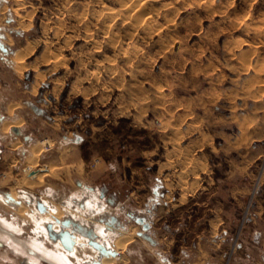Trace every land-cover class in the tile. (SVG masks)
Returning a JSON list of instances; mask_svg holds the SVG:
<instances>
[{
	"label": "rangeland",
	"instance_id": "1",
	"mask_svg": "<svg viewBox=\"0 0 264 264\" xmlns=\"http://www.w3.org/2000/svg\"><path fill=\"white\" fill-rule=\"evenodd\" d=\"M30 42L20 74L14 57ZM8 121L20 134L3 129ZM41 141L51 145L28 169ZM262 149L264 0H0V264L100 260L71 227L84 246L65 263L47 228L63 230L57 219L92 229L106 247L132 234L114 264L194 261L185 248L194 233L179 222H194L185 209L195 195L181 204L180 185L195 168L201 188L209 182L214 199L235 203L236 255L264 200V152L251 159ZM45 172L43 185L23 184ZM233 187L248 188L243 204ZM44 200L60 217L43 216Z\"/></svg>",
	"mask_w": 264,
	"mask_h": 264
},
{
	"label": "crops",
	"instance_id": "2",
	"mask_svg": "<svg viewBox=\"0 0 264 264\" xmlns=\"http://www.w3.org/2000/svg\"><path fill=\"white\" fill-rule=\"evenodd\" d=\"M255 120L257 125L249 127V123ZM259 122L257 118L250 119L246 127L249 131H253ZM254 141L262 140L263 138H254ZM256 145V144H254ZM264 150H257L251 155V159L255 160L263 155ZM197 163L188 162L186 167H195ZM198 168L191 170L190 175L193 176L191 183H182L180 185L181 204H187L188 197L195 195L196 201L185 209H191L187 220H194L193 223L186 222L182 224L186 235L194 236L185 241V248L188 246L195 250L196 259L194 261H186L183 264H264V200H260L255 207L250 218L248 225L243 229L240 234L241 244L237 254L233 253L231 242L235 235L236 226L239 224V215L236 212L235 203L231 200L214 199L216 191L209 184L201 186V176L203 173ZM187 173H183L180 177L184 180ZM210 180L209 177L203 178V181ZM248 188H235L231 189V197H239V204H243L242 196L248 193ZM194 194V195H193ZM241 196V197H240ZM169 199V198H168ZM166 198V201L168 200ZM168 204V203H166ZM151 207V206H150ZM145 220V219H144ZM138 224L148 225L138 222ZM82 225V224H81ZM83 226V225H82ZM85 227V226H84ZM149 227V225H148ZM87 228V227H86ZM89 229V228H87ZM191 242V243H190ZM183 251L185 260L192 257L188 252ZM227 258V259H226ZM229 259V260H228ZM161 264H176L170 259H162Z\"/></svg>",
	"mask_w": 264,
	"mask_h": 264
},
{
	"label": "bare ground",
	"instance_id": "3",
	"mask_svg": "<svg viewBox=\"0 0 264 264\" xmlns=\"http://www.w3.org/2000/svg\"><path fill=\"white\" fill-rule=\"evenodd\" d=\"M115 13V12H114ZM116 13H119V14H124V13H127V11H124L122 8H119L118 10H117V12ZM132 13V12H131ZM116 16V15H115ZM121 16V15H120ZM130 17H132V16H130ZM130 19V18H129ZM156 22V21H155ZM155 24V23H154ZM105 38V37H104ZM37 45L33 42V43H29V44H27L25 47H23L16 55H15V57H14V62H15V69L18 71V73H20V74H23V71H24V68L26 67L25 66V58L27 57V56H29L32 52H33V50H34V48L36 47ZM179 53H176V55H178ZM47 55V54H46ZM44 60V59H43ZM44 61H47V59L46 60H44ZM59 61V60H58ZM53 62H55V61H53ZM58 65V64H57ZM96 70V69H95ZM96 72V71H95ZM93 77V76H92ZM39 78H43V74L42 75H40L39 76ZM38 85H39V82H37L36 83V85H35V87H34V91H36L37 90V87H38ZM60 83H59V86H57V87H55V89H54V93L55 94H57L58 92H59V89H60ZM18 122V121H17ZM18 125H20V123L18 122V123H12L11 121H8V122H5L4 123V125H3V129L4 130H6V131H9L10 130V128L11 127H18ZM256 125V123L255 122H251V124L249 125L250 127H254ZM19 128V127H18ZM6 133V132H5ZM51 142L50 141H41V142H39V143H37V144H35L33 147H32V149H31V151H32V157L30 158V160H29V163H30V167L28 168V169H30L31 167H34L35 165H37L38 164V162H39V157H40V154H42V152L47 148V147H49L51 144H50ZM64 169V168H63ZM36 173V172H35ZM49 173H37V174H34V177H36L37 179H38V181L36 180V181H33V180H25L24 182H23V184L26 186H28V187H33V186H38V185H43L42 184V182H43V178L45 177V176H47ZM50 175V174H49ZM10 197H11V199L8 197V202L10 203V204H17L18 203V200H17V198H16V196H17V194L15 193V190H12V192H11V194L9 195ZM10 200H12V202H10ZM38 202H42V203H44L45 204V206H46V212H45V214H43V216H53L54 218H57V216H59V215H53V213L51 212L52 210V208H51V206H49L48 204H47V201H38ZM20 203H21V201H20ZM19 204V203H18ZM17 204V205H18ZM12 205H10V206H12ZM51 211H50V210ZM19 212H21V213H26L27 212V207L24 205V204H20V207H18V209H17ZM59 210V209H58ZM57 210V211H58ZM34 211V210H33ZM56 211V212H57ZM42 213V212H41ZM61 215H62V213H61ZM52 217V218H53ZM60 217V216H59ZM48 218V217H47ZM75 238H76V245L74 246V248L72 249V250H67L66 248H64V246L63 245H61L60 246V248H61V250H62V252H59L58 253V255H60V258H62V256L65 258H62L63 259V261L65 262V263H68V261H69V259H68V256L69 255H75V253H77V248H78V246H77V243H78V245H82V246H84V244H83V242H81L82 241V239H78L76 236H75ZM132 239H133V235L132 234H130V235H124V236H121V237H118L117 239H115L114 240V243L112 244V245H107L108 246V248H110V249H113V250H115L117 253H118V255L117 256H104V255H102V256H99L100 257V260H98V261H100L102 264H114L117 260H119V259H121L120 258V255H119V253L120 252H122L124 249H125V247L132 241ZM79 242H81V243H79ZM61 243V242H60Z\"/></svg>",
	"mask_w": 264,
	"mask_h": 264
},
{
	"label": "water",
	"instance_id": "4",
	"mask_svg": "<svg viewBox=\"0 0 264 264\" xmlns=\"http://www.w3.org/2000/svg\"><path fill=\"white\" fill-rule=\"evenodd\" d=\"M12 131L15 134H20V129L18 127H13ZM9 198L11 199L10 196ZM37 208L42 213H45L47 211L45 204L42 202L37 203ZM144 221L145 220L143 218L137 219V222L140 223H144ZM57 223L58 224L60 223L63 226V230L56 232L54 230L53 224L49 223L47 225L48 231L52 236V238L55 240H59L61 244L64 246V248H66L67 250H72L76 245L75 234L69 230L72 227L77 232H80L81 234L86 236L89 239V245L92 246V248H94L95 250H98L101 255L104 256L118 255V253L115 250L106 247L104 244L96 240L97 234L95 233V231H93L92 229H87L86 227L82 226L79 222L73 219H66L61 222L60 220L57 219ZM145 228L147 229L148 225H145ZM91 264H102V263L100 261H94Z\"/></svg>",
	"mask_w": 264,
	"mask_h": 264
}]
</instances>
